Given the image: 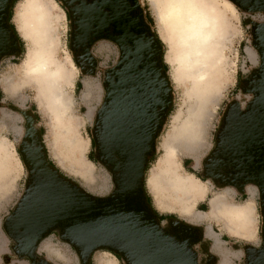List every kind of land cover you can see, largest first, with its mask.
Returning a JSON list of instances; mask_svg holds the SVG:
<instances>
[{
    "label": "rangeland",
    "instance_id": "1",
    "mask_svg": "<svg viewBox=\"0 0 264 264\" xmlns=\"http://www.w3.org/2000/svg\"><path fill=\"white\" fill-rule=\"evenodd\" d=\"M208 1L230 7H227L225 11L226 18L228 17L230 22L226 49L229 62L228 74L218 93L216 106L211 110L202 147L192 152L179 153L176 158L181 165L182 174H193L202 181L205 194L189 202L183 200L182 195L171 204L172 208H159L149 189V176L164 155V140L172 132L174 117L179 110L186 112L187 106L192 102V90L187 88L182 76L179 75L181 78L177 76L167 60L169 48L160 34L161 24L158 17L160 10L157 7L159 0H137L139 6L137 14L134 16L133 12L126 13L129 19L128 24H131L133 17L142 15L144 25L151 29L154 38L159 42L161 63L158 68L161 66L166 72L171 91V104L157 133L155 152L148 162L149 170L146 169L145 172V192L159 219L160 227L164 230L169 231L172 225L174 229H179V223H186L204 231L202 241L193 246V250L197 253L198 264H206L210 258L213 259L212 264H247L246 250L260 248L262 243L263 217L258 195L254 201L252 198L256 192L251 188L254 184L244 182L239 187L233 182V178H243L244 168H225L223 164V168L219 170L220 175L225 179L217 185L218 179L211 174L208 167L211 166L209 160H212L219 147L218 137L228 109L234 107L240 112H245L256 97L255 90L263 82L258 79L254 86L247 84L264 64V54L256 46L254 33L257 27H264V0H239L242 4L238 5L231 0ZM91 4V0H84L83 9L90 8ZM71 8L70 0H14L10 9L9 24L16 34L18 44L14 45L15 53L5 54L0 58V182L6 186V192L0 198V221L4 227L24 197L30 177V170L20 153V147L29 132L39 135L48 163L54 166L63 178L101 199L110 197L116 188L113 173L98 159L94 133L97 128L102 127L105 120L102 122V118H105L103 114L108 111L116 112V115L114 114L116 121H113V126L120 125L124 110L119 107L112 110L111 107L115 104V92H122L120 86L123 84L118 73L125 59V48L112 38L97 37L102 35L101 32L105 28L96 24L90 18L92 14L88 12L84 15L83 29L79 31L74 24ZM117 10L115 14H118ZM76 11L80 12L79 9ZM162 23L165 37L169 40L172 32L166 23L163 21ZM141 28L143 30L142 26ZM112 29L113 27L111 31ZM128 29L130 37L135 42L132 47L139 48L142 38L148 34L144 35V31L141 30L137 32L135 28L128 27ZM52 37L54 40H51ZM19 47L20 51H18ZM46 47H48L47 55L50 59L66 65L63 80L60 82L64 85L65 93L70 99L73 116L79 120V138L87 147L84 156L91 171L84 175L76 173L72 157L68 156L67 149L63 150V153L60 151L61 162L55 158L50 149L51 142L54 141L51 134V123L54 122L50 117L53 113L49 110L53 106L52 96H46L45 90L34 80L38 78L28 71L32 61ZM129 60L133 61L132 58ZM64 77H67V80ZM263 84L262 87H264ZM85 93L86 98H83ZM162 112V108L157 107L158 118L154 120L155 127L160 124L158 120L163 117ZM54 126H56L55 123ZM2 150H7L8 153H2ZM115 157L118 159L117 155ZM7 173L12 174L13 178L8 180ZM158 184L156 189L161 183ZM175 191L182 190L168 186L165 190L168 194L167 200L170 201ZM219 196L222 200L219 204L221 209L217 210L216 216L224 219L223 222L228 225L226 229L223 223L217 220H198L200 214H209L210 201ZM238 211L249 214L253 223L246 226L240 219ZM169 219L172 221L169 222ZM4 230L6 231L5 228ZM211 233L213 235L215 233L216 236L212 237ZM8 240L12 245L10 244L8 253H3L6 250L5 239H0L2 243L0 252L3 253L0 256V264L31 263L28 258L18 256L14 250L15 241L12 238ZM36 256L37 262L47 260L51 264H82L78 252L56 234L49 235L39 244ZM89 264H125V262L118 259L115 253L102 249L92 254Z\"/></svg>",
    "mask_w": 264,
    "mask_h": 264
},
{
    "label": "water",
    "instance_id": "2",
    "mask_svg": "<svg viewBox=\"0 0 264 264\" xmlns=\"http://www.w3.org/2000/svg\"><path fill=\"white\" fill-rule=\"evenodd\" d=\"M83 1L70 0L71 15L79 31L88 12L96 24L105 28L97 37L112 38L123 45L126 53L118 73L122 92H115V104L111 107L124 110L123 119L114 127L116 112H105L102 127L94 133L98 159L113 173L116 188L110 197L101 199L63 178L48 163L39 135L29 132L20 153L31 175L24 197L5 224L7 234L16 243V254L28 258L31 264H51L47 260L37 262L36 253L39 244L55 230H60L62 240L77 250L82 264H89L92 254L102 249L120 256L125 264H198L193 246L202 241L204 231L186 223H179V229L172 225L169 231L164 230L145 192L146 168L171 104L166 72L161 66L158 68L161 46L144 25L142 15L130 18L128 24L126 13L137 14V0H91V7L85 9ZM231 1L242 4L239 0ZM13 2L0 0V58L15 53L14 45L18 44L9 24ZM116 10L118 14L114 13ZM128 27L148 34L139 48L132 47L135 42ZM254 31L256 46L264 54V27ZM258 79L263 82L246 111L228 109L218 137L219 147L208 168L216 177L223 164L225 168H244L248 176L244 182L255 184L264 197V64L247 84L254 86ZM157 107L162 108L163 117L155 127ZM233 182L237 183V179L233 178ZM261 207L262 243L260 248L246 250L247 264H264V201ZM212 260L206 264H212Z\"/></svg>",
    "mask_w": 264,
    "mask_h": 264
},
{
    "label": "bare ground",
    "instance_id": "3",
    "mask_svg": "<svg viewBox=\"0 0 264 264\" xmlns=\"http://www.w3.org/2000/svg\"><path fill=\"white\" fill-rule=\"evenodd\" d=\"M157 7L160 10L158 16L161 24L160 34L169 48L167 60L177 76L181 75L187 88L192 90V102L187 106L186 112L179 110L174 117L172 132L164 140V155L149 176V189L159 208L164 209L172 208L171 204L182 195V199L189 202L205 194L202 181L193 174H182L181 165L176 158L179 153L192 152L202 147L211 110L216 106L218 93L228 74L226 49L230 22L225 11L230 7L208 0H159ZM162 21L172 32L171 37L174 41L171 37L169 40L166 39ZM51 40H54V37ZM47 50L48 47L35 57L28 71L38 78L34 80L45 90L46 96H52L53 106L49 110L53 113L50 115L51 121L56 126L51 123L54 141L49 144L50 149L59 162L62 160L60 151L63 153V150L67 149L76 173L84 175L91 171L84 156L87 147L79 138V120L73 116L70 99L60 82L63 80L66 65L50 59ZM67 77H64L65 80ZM86 95L85 93L83 98H86ZM2 151L8 153L7 150ZM11 175L7 173L8 180L13 178ZM158 183L161 184L156 189ZM168 186L182 190L173 192L170 201L167 200L168 194L165 192ZM5 190L6 186L0 182V198ZM221 201L220 196L212 199L209 214H200L198 220H217L222 222L226 229L228 225L223 222L224 219L216 216L217 210L221 209L219 207ZM238 212L246 226L253 223L249 214H245L244 211Z\"/></svg>",
    "mask_w": 264,
    "mask_h": 264
},
{
    "label": "crops",
    "instance_id": "4",
    "mask_svg": "<svg viewBox=\"0 0 264 264\" xmlns=\"http://www.w3.org/2000/svg\"><path fill=\"white\" fill-rule=\"evenodd\" d=\"M251 188H253L256 192H255V194L252 196V198H253V201H254V199H255V197H256V195H258V198H259V205H260V208H261V192H260V190H259V188L254 184L253 185V187H251ZM248 191V190H247ZM249 192V191H248ZM255 208H256V211H257V207H256V205H255ZM4 224H2L1 223V221H0V239L2 240V239H5V252H3V253H8V248L10 247V244L12 245V243L8 240L10 237H9V235L7 234V232L4 230ZM1 245H2V243H1V241H0V247H1ZM13 247V246H12ZM3 253H1L0 252V256L1 255H3ZM29 264H31V263H29Z\"/></svg>",
    "mask_w": 264,
    "mask_h": 264
},
{
    "label": "flooded vegetation",
    "instance_id": "5",
    "mask_svg": "<svg viewBox=\"0 0 264 264\" xmlns=\"http://www.w3.org/2000/svg\"><path fill=\"white\" fill-rule=\"evenodd\" d=\"M150 133V132H149ZM150 135H147V139H148V137H149ZM238 147H241V144L240 143H238V145H237ZM145 149V148H144ZM52 167H54V166H52ZM31 175V174H30ZM246 178H248V176H243V178H241L242 179V181H241V179H240V177L238 178L237 177V185H239V187H241L243 184H244V181H245V179ZM217 179L218 180H216V184L217 185H219L218 183L221 181H223L225 178L224 177H222L220 174H217ZM29 180V179H28ZM27 185H28V183H27ZM26 190H27V186H26ZM26 193V192H25ZM40 193H41V191H40ZM25 195V194H24ZM264 201V197L261 195V205H262V202ZM261 210H262V207H261ZM262 212V211H261ZM263 217V216H262ZM170 221H172V219H169V222ZM169 222H168V224H169ZM170 225V224H169ZM51 234H56L57 236H59L60 238H61V232H60V230H55V231H52L51 233H50V235ZM72 246V245H71ZM73 247V246H72ZM74 248V247H73ZM75 249V248H74ZM76 250V249H75ZM77 251V250H76ZM118 256V255H117ZM120 257V256H119ZM119 259V258H118ZM120 259L121 260H123L121 257H120ZM124 262V261H123Z\"/></svg>",
    "mask_w": 264,
    "mask_h": 264
},
{
    "label": "trees",
    "instance_id": "6",
    "mask_svg": "<svg viewBox=\"0 0 264 264\" xmlns=\"http://www.w3.org/2000/svg\"><path fill=\"white\" fill-rule=\"evenodd\" d=\"M95 143V142H94ZM147 170H149V164L147 165V168H146ZM202 180H205L204 178H202V177H200ZM147 202L150 204V200H149V197L147 196ZM116 255V254H115ZM116 257L117 258H119L120 259V257L119 256H117L116 255ZM121 260V259H120Z\"/></svg>",
    "mask_w": 264,
    "mask_h": 264
}]
</instances>
